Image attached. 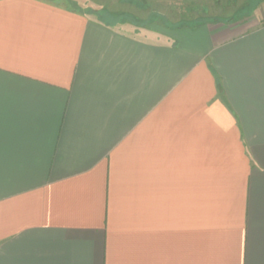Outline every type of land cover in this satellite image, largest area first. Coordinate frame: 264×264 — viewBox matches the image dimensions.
I'll return each mask as SVG.
<instances>
[{
  "label": "crops",
  "instance_id": "obj_1",
  "mask_svg": "<svg viewBox=\"0 0 264 264\" xmlns=\"http://www.w3.org/2000/svg\"><path fill=\"white\" fill-rule=\"evenodd\" d=\"M121 2L256 13L165 40L0 0V264H264V0Z\"/></svg>",
  "mask_w": 264,
  "mask_h": 264
},
{
  "label": "rangeland",
  "instance_id": "obj_2",
  "mask_svg": "<svg viewBox=\"0 0 264 264\" xmlns=\"http://www.w3.org/2000/svg\"><path fill=\"white\" fill-rule=\"evenodd\" d=\"M65 4L83 9L95 18H100L111 24H122L125 31L143 37L151 31H157L165 40L172 39V35L188 27L217 19L221 21L252 20L255 11H233L238 4L218 3L212 9L193 5L186 10L184 6L160 4L145 7L140 11L134 6L121 2V0H59ZM256 1L247 3L245 7L251 8ZM151 7V8H150ZM212 7V6H211ZM256 19V17L254 18ZM257 23H263L257 20Z\"/></svg>",
  "mask_w": 264,
  "mask_h": 264
}]
</instances>
